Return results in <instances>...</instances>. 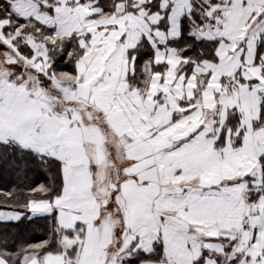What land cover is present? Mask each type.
Here are the masks:
<instances>
[{"label":"snow or ice","instance_id":"1","mask_svg":"<svg viewBox=\"0 0 264 264\" xmlns=\"http://www.w3.org/2000/svg\"><path fill=\"white\" fill-rule=\"evenodd\" d=\"M35 166L0 264H264V0H0V170Z\"/></svg>","mask_w":264,"mask_h":264},{"label":"trees","instance_id":"2","mask_svg":"<svg viewBox=\"0 0 264 264\" xmlns=\"http://www.w3.org/2000/svg\"><path fill=\"white\" fill-rule=\"evenodd\" d=\"M55 179L54 172L46 168L35 166L27 176L18 175L9 170H0V201L8 192L18 193L20 190H26L29 187L38 185H49ZM43 221H37L34 224L22 222L19 228L10 227L8 229L9 246L18 247L25 243H36L47 238V233L41 227Z\"/></svg>","mask_w":264,"mask_h":264}]
</instances>
